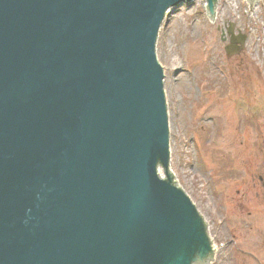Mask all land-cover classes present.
<instances>
[{"label": "water", "instance_id": "1", "mask_svg": "<svg viewBox=\"0 0 264 264\" xmlns=\"http://www.w3.org/2000/svg\"><path fill=\"white\" fill-rule=\"evenodd\" d=\"M192 1L0 0V264L213 261L169 170L156 57L168 12Z\"/></svg>", "mask_w": 264, "mask_h": 264}, {"label": "rangeland", "instance_id": "2", "mask_svg": "<svg viewBox=\"0 0 264 264\" xmlns=\"http://www.w3.org/2000/svg\"><path fill=\"white\" fill-rule=\"evenodd\" d=\"M173 8L158 33L169 170L216 247L212 264H264V0ZM245 36L227 57L228 30Z\"/></svg>", "mask_w": 264, "mask_h": 264}, {"label": "bare ground", "instance_id": "3", "mask_svg": "<svg viewBox=\"0 0 264 264\" xmlns=\"http://www.w3.org/2000/svg\"><path fill=\"white\" fill-rule=\"evenodd\" d=\"M254 0H252V2H253ZM252 2H251V4H252ZM207 233H208V229H207ZM212 247H213V254H214V258H215V254H216V247H215V245H214V243H212ZM208 264H212V261L210 262H208Z\"/></svg>", "mask_w": 264, "mask_h": 264}]
</instances>
